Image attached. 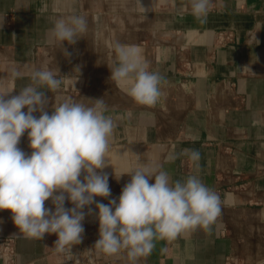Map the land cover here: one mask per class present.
<instances>
[{
	"label": "crops",
	"instance_id": "1",
	"mask_svg": "<svg viewBox=\"0 0 264 264\" xmlns=\"http://www.w3.org/2000/svg\"><path fill=\"white\" fill-rule=\"evenodd\" d=\"M190 3L141 0L144 11L138 0H0V91L17 95L34 70L47 69L62 80L55 91L40 89L49 114L65 100L91 106L103 99L104 114L116 125L108 164L97 170L109 178L111 196L100 198L104 204L118 202L131 180L122 173L136 166L137 156L172 182L197 175L220 196L221 213L209 228L157 240L138 263L264 264V0H211L204 24ZM73 14L84 16L88 28L74 45L63 43L71 53L65 56L48 33L55 19ZM221 32L234 34L233 40L221 44ZM116 42L139 47L148 70L163 77L154 106L136 103L129 84L110 79L118 65ZM18 147L31 154L27 132ZM184 149L198 150L200 160L192 161ZM45 207L54 211L51 199ZM65 207L73 205L66 200ZM88 207L82 240L71 254L55 251V234L24 237L9 210H0V236L15 239L16 264H95L98 209ZM96 256L115 259L102 251Z\"/></svg>",
	"mask_w": 264,
	"mask_h": 264
},
{
	"label": "clouds",
	"instance_id": "2",
	"mask_svg": "<svg viewBox=\"0 0 264 264\" xmlns=\"http://www.w3.org/2000/svg\"><path fill=\"white\" fill-rule=\"evenodd\" d=\"M138 2L141 5V0ZM210 2L191 0V14L201 24L207 22ZM4 17L0 14V28ZM87 28L82 15L57 18L48 42L60 48L64 42L74 45ZM114 49L118 65L110 69V79L129 84L128 94L136 103L154 106L162 95L163 77L148 70L139 47L116 42ZM62 50L65 56L71 55L67 49ZM61 84L53 70L37 69L31 73V83L17 95L7 98L12 91H0V210L12 213L20 234L35 240L55 234V251L71 254L73 246L82 240L83 209L95 204L99 220L95 247L107 255L125 250L135 264L151 254L157 240L175 239L183 231L198 227L209 228L221 213L220 196L197 175L172 182L166 171L141 163L139 156L136 166L122 173L130 175L131 180L123 187L118 202L96 201L95 197L111 196L107 173L97 170L108 164L106 153L116 125L104 114L107 109L103 99L92 100L91 106L65 100L49 114L45 91L40 89L44 86L55 91ZM24 108L27 112L22 111ZM37 112L38 118L34 115ZM25 132L30 155L18 147ZM182 154L194 162L200 160L198 150L184 149ZM152 178L155 182L150 184ZM49 199L54 211L45 207ZM66 200L73 207L66 208ZM92 211L88 207L89 215Z\"/></svg>",
	"mask_w": 264,
	"mask_h": 264
},
{
	"label": "built area",
	"instance_id": "3",
	"mask_svg": "<svg viewBox=\"0 0 264 264\" xmlns=\"http://www.w3.org/2000/svg\"><path fill=\"white\" fill-rule=\"evenodd\" d=\"M220 34L221 44L230 42L234 38L232 33L221 32ZM0 261L1 264H16V244L13 237L0 236Z\"/></svg>",
	"mask_w": 264,
	"mask_h": 264
},
{
	"label": "rangeland",
	"instance_id": "4",
	"mask_svg": "<svg viewBox=\"0 0 264 264\" xmlns=\"http://www.w3.org/2000/svg\"><path fill=\"white\" fill-rule=\"evenodd\" d=\"M116 190H117V188H116ZM98 198H99L98 201L101 202V199H100L101 197H98ZM92 251H93V257H94L95 264H133V262L130 260V258L128 257L127 252L125 250H122L119 254L111 255L110 257L114 256L115 259L114 260H110L109 262L100 260L101 256L99 258L96 256V254L99 253L101 250L99 248L95 247V245H94ZM123 260L125 262H123ZM135 264H140V263H138L136 261ZM142 264H145V263H142Z\"/></svg>",
	"mask_w": 264,
	"mask_h": 264
}]
</instances>
